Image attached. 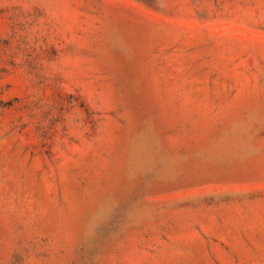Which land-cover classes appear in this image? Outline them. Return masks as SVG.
<instances>
[{"label":"rangeland","instance_id":"1","mask_svg":"<svg viewBox=\"0 0 264 264\" xmlns=\"http://www.w3.org/2000/svg\"><path fill=\"white\" fill-rule=\"evenodd\" d=\"M0 264H264V0H0Z\"/></svg>","mask_w":264,"mask_h":264}]
</instances>
